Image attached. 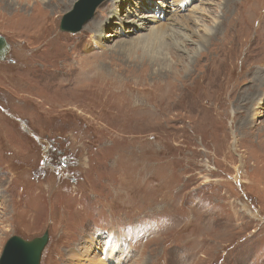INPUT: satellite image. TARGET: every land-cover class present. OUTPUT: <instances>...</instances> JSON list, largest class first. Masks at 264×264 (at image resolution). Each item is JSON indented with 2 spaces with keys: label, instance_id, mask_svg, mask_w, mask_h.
<instances>
[{
  "label": "rangeland",
  "instance_id": "rangeland-1",
  "mask_svg": "<svg viewBox=\"0 0 264 264\" xmlns=\"http://www.w3.org/2000/svg\"><path fill=\"white\" fill-rule=\"evenodd\" d=\"M76 1L0 0V256L49 230L41 264H264V0H105L70 34ZM159 24L175 51L127 49ZM14 116L63 141L74 180Z\"/></svg>",
  "mask_w": 264,
  "mask_h": 264
},
{
  "label": "water",
  "instance_id": "water-1",
  "mask_svg": "<svg viewBox=\"0 0 264 264\" xmlns=\"http://www.w3.org/2000/svg\"><path fill=\"white\" fill-rule=\"evenodd\" d=\"M105 0H77L73 8L61 18L60 29L70 34L79 33L84 25L93 18L97 8ZM10 52V44L0 35V60ZM50 241V232L46 230L41 236L26 239L12 235L4 245L0 264H41L44 250Z\"/></svg>",
  "mask_w": 264,
  "mask_h": 264
},
{
  "label": "bare ground",
  "instance_id": "bare-ground-1",
  "mask_svg": "<svg viewBox=\"0 0 264 264\" xmlns=\"http://www.w3.org/2000/svg\"><path fill=\"white\" fill-rule=\"evenodd\" d=\"M189 2H190V0H179V7L182 8L183 10H186L187 6L189 5ZM168 28L171 30L170 27H168ZM168 28L166 27V25L159 24V26L152 29L147 36H142L143 39L131 40L127 44L126 47H127V49H130L132 47H136L138 49H143L147 45L149 47L159 46L162 49V51L164 53H166V51H164V48L167 45L165 49H167V51H169L171 53L172 51H175V50L172 47V44H173V43H171L172 38L169 37ZM99 36H101L100 32H99ZM169 39H171L170 42H169ZM186 39H188V38H186ZM223 42H224V44H222V46L220 47V51H218V53H220L218 66L223 65L225 69L227 68V76L225 77L227 79V81L224 83V86L229 88L230 84H232V85L237 84V77L234 76V72L236 69L234 61H232L230 63V59L236 53L237 49H235L234 47L228 49L227 48L228 40L223 41ZM173 46H175L177 49H179L178 48L179 46L177 47L176 44H174ZM171 47H172V49H171ZM151 55L154 56V53ZM160 59L161 58H159V57L151 58L148 60V62H152L156 65L158 62H161ZM213 61H215V60H213V58H212L211 61L209 62V64L207 65V67L205 68V70L203 71L204 73L196 75V76L191 78V80H192V82L190 84L191 86H193L195 89H197L198 83L203 82L205 79L212 80L213 78H215L217 80L218 73L223 69H221L220 67H217V65L214 64ZM228 66H230V67H228ZM241 75L243 76V74H241ZM206 88H207L206 86L203 88L202 92L204 94H206ZM218 88H219V86H218ZM188 89H189V87H188ZM194 92L193 91L188 92L189 96H195L193 94H198L197 91L195 93ZM199 92H200V90H199ZM257 114H259V113H257ZM244 208H245V206H244ZM247 211L249 213H251V215H254L252 213L251 209L247 210ZM111 240L114 241L113 239H111ZM112 241L106 242V246H105L106 251L109 252V255H111V257L114 256V254L117 250V243L114 244L115 245L114 247L109 245L112 243ZM118 244H119V242H118ZM92 246L96 247V243H95L94 239L91 240V249L93 248Z\"/></svg>",
  "mask_w": 264,
  "mask_h": 264
},
{
  "label": "flooded vegetation",
  "instance_id": "flooded-vegetation-1",
  "mask_svg": "<svg viewBox=\"0 0 264 264\" xmlns=\"http://www.w3.org/2000/svg\"><path fill=\"white\" fill-rule=\"evenodd\" d=\"M5 62H12L10 53L6 55ZM3 110L4 108L1 107ZM15 120L23 126V130L26 131L30 137L31 142H36L41 147L42 159H44V165L51 174L58 179H72L74 180V174L76 172V161L72 157L71 153L67 151L63 146V141L54 137L40 138L35 131L30 132L25 120H21L18 116H14ZM13 121V120H12ZM34 140V141H33Z\"/></svg>",
  "mask_w": 264,
  "mask_h": 264
}]
</instances>
